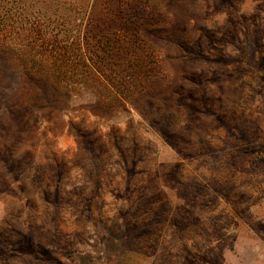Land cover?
Wrapping results in <instances>:
<instances>
[{
	"label": "rangeland",
	"instance_id": "1",
	"mask_svg": "<svg viewBox=\"0 0 264 264\" xmlns=\"http://www.w3.org/2000/svg\"><path fill=\"white\" fill-rule=\"evenodd\" d=\"M92 8L169 72L110 111L0 59V264H264V0Z\"/></svg>",
	"mask_w": 264,
	"mask_h": 264
},
{
	"label": "trees",
	"instance_id": "2",
	"mask_svg": "<svg viewBox=\"0 0 264 264\" xmlns=\"http://www.w3.org/2000/svg\"><path fill=\"white\" fill-rule=\"evenodd\" d=\"M97 1L0 0V59L6 57L15 70L56 95L87 90L104 108L124 110L153 76L169 69L161 50L134 27L96 25L89 50L86 24Z\"/></svg>",
	"mask_w": 264,
	"mask_h": 264
}]
</instances>
